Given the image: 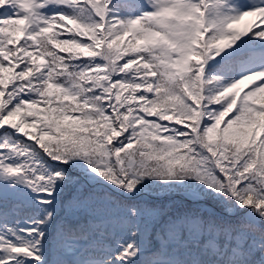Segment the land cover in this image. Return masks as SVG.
Returning a JSON list of instances; mask_svg holds the SVG:
<instances>
[{
  "label": "snow or ice",
  "instance_id": "1",
  "mask_svg": "<svg viewBox=\"0 0 264 264\" xmlns=\"http://www.w3.org/2000/svg\"><path fill=\"white\" fill-rule=\"evenodd\" d=\"M0 264H264V0H0Z\"/></svg>",
  "mask_w": 264,
  "mask_h": 264
}]
</instances>
